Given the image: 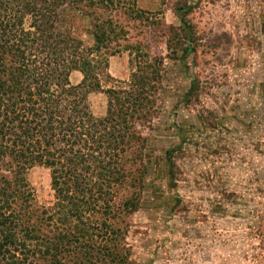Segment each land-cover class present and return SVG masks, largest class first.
<instances>
[{"label": "trees", "instance_id": "obj_1", "mask_svg": "<svg viewBox=\"0 0 264 264\" xmlns=\"http://www.w3.org/2000/svg\"><path fill=\"white\" fill-rule=\"evenodd\" d=\"M145 14L127 0H0V264L129 263L147 168L140 127L155 115L161 70L136 63L118 80L108 57L141 52L129 38ZM76 17L91 21L92 41L76 35ZM93 92L107 95L102 117ZM36 165L54 191L41 213L25 177Z\"/></svg>", "mask_w": 264, "mask_h": 264}, {"label": "rangeland", "instance_id": "obj_2", "mask_svg": "<svg viewBox=\"0 0 264 264\" xmlns=\"http://www.w3.org/2000/svg\"><path fill=\"white\" fill-rule=\"evenodd\" d=\"M151 1L129 38L141 52L128 51L126 81L136 63H159L161 81L140 127L147 168L128 264H264V0ZM72 25L92 41L88 18ZM89 101L106 114L105 93ZM25 177L34 209H48L50 169Z\"/></svg>", "mask_w": 264, "mask_h": 264}, {"label": "crops", "instance_id": "obj_3", "mask_svg": "<svg viewBox=\"0 0 264 264\" xmlns=\"http://www.w3.org/2000/svg\"><path fill=\"white\" fill-rule=\"evenodd\" d=\"M153 1H146V0H137V5L139 8L145 10V9H152L151 5H153ZM92 40V38H91ZM108 63H109V72L110 74L115 78V79H118V80H126L129 78V63L130 62V58H129V52L126 51V50H122L120 53L118 54H115V55H110L108 57ZM79 71H73L71 73V76H70V80L73 84H78L79 82H81L82 78H83V75L82 77L78 78V77H75V73H78ZM81 73V72H79ZM82 74V73H81ZM96 116L98 117H102L104 116L105 114V111H101V112H93Z\"/></svg>", "mask_w": 264, "mask_h": 264}]
</instances>
